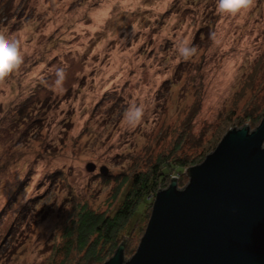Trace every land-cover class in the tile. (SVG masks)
Segmentation results:
<instances>
[{
	"label": "rangeland",
	"instance_id": "obj_1",
	"mask_svg": "<svg viewBox=\"0 0 264 264\" xmlns=\"http://www.w3.org/2000/svg\"><path fill=\"white\" fill-rule=\"evenodd\" d=\"M216 7V0H0V30L23 52L20 67L0 81V264L65 259L63 235L78 204L106 211L116 205L117 180L180 132L210 137L232 106L237 117L262 99L264 0L236 15ZM182 41L196 49L188 60L177 50ZM133 103L144 115L130 127L124 113Z\"/></svg>",
	"mask_w": 264,
	"mask_h": 264
},
{
	"label": "water",
	"instance_id": "obj_2",
	"mask_svg": "<svg viewBox=\"0 0 264 264\" xmlns=\"http://www.w3.org/2000/svg\"><path fill=\"white\" fill-rule=\"evenodd\" d=\"M185 169V184L153 194L134 252L122 240L100 264H264V118L228 128Z\"/></svg>",
	"mask_w": 264,
	"mask_h": 264
},
{
	"label": "trees",
	"instance_id": "obj_3",
	"mask_svg": "<svg viewBox=\"0 0 264 264\" xmlns=\"http://www.w3.org/2000/svg\"><path fill=\"white\" fill-rule=\"evenodd\" d=\"M249 104L252 105L243 107L237 117H234L236 105L225 112L212 136L204 137L208 134L207 130H201L198 137L190 136L189 132H180L165 151L156 153L153 160L129 174L124 173L117 180L115 192L111 196L116 200V205L109 206L106 211L91 209L84 203L78 204L75 216L71 218L63 235L61 248L65 259L53 264H69L68 260L71 262L75 253L78 255L76 254L71 264H100L122 240H125L124 254L126 257L130 256L143 233L152 197L157 189L166 186L173 174L177 175L178 186L185 184L187 177L182 169L201 161L213 149L229 124L241 125L246 121L253 127L264 118V95L262 99ZM199 105L198 99L193 106L192 116ZM189 121L183 120L184 125ZM61 248L56 247L54 254L60 253ZM50 262L52 264V258Z\"/></svg>",
	"mask_w": 264,
	"mask_h": 264
},
{
	"label": "clouds",
	"instance_id": "obj_4",
	"mask_svg": "<svg viewBox=\"0 0 264 264\" xmlns=\"http://www.w3.org/2000/svg\"><path fill=\"white\" fill-rule=\"evenodd\" d=\"M216 2L218 13L236 15L243 10L250 9L255 0H216ZM212 38L215 40L214 33ZM177 50L184 60L190 59L196 52L195 48L183 41L179 43ZM22 61L23 52L21 51L20 41L0 30V81H3L17 70ZM56 75L58 77L56 83L60 84L64 77L63 70L58 69ZM143 115V107L133 103L124 113V121L128 126L135 127L141 121Z\"/></svg>",
	"mask_w": 264,
	"mask_h": 264
}]
</instances>
